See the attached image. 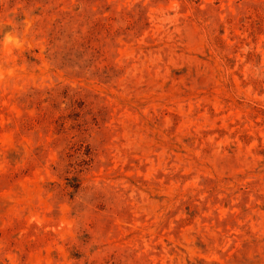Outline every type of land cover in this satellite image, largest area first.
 I'll return each instance as SVG.
<instances>
[{"label": "rangeland", "instance_id": "1", "mask_svg": "<svg viewBox=\"0 0 264 264\" xmlns=\"http://www.w3.org/2000/svg\"><path fill=\"white\" fill-rule=\"evenodd\" d=\"M0 264H264V0H0Z\"/></svg>", "mask_w": 264, "mask_h": 264}]
</instances>
